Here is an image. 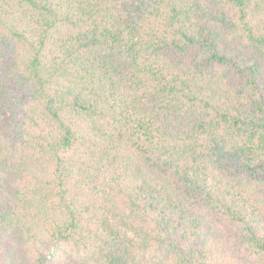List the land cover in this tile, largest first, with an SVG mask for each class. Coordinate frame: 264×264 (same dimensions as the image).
<instances>
[{
    "label": "trees",
    "instance_id": "16d2710c",
    "mask_svg": "<svg viewBox=\"0 0 264 264\" xmlns=\"http://www.w3.org/2000/svg\"><path fill=\"white\" fill-rule=\"evenodd\" d=\"M0 264H264V0H0Z\"/></svg>",
    "mask_w": 264,
    "mask_h": 264
}]
</instances>
